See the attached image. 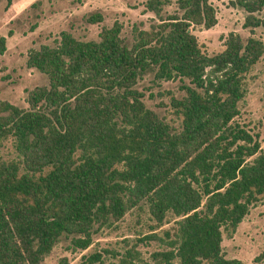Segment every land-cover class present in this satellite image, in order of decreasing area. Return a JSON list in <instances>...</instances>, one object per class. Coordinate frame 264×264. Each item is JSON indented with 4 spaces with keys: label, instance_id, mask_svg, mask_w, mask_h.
Returning a JSON list of instances; mask_svg holds the SVG:
<instances>
[{
    "label": "trees",
    "instance_id": "1",
    "mask_svg": "<svg viewBox=\"0 0 264 264\" xmlns=\"http://www.w3.org/2000/svg\"><path fill=\"white\" fill-rule=\"evenodd\" d=\"M233 3L245 11L243 27L264 29V0ZM142 4L151 16L131 23L129 37L113 20L96 39L60 31L54 44L30 48L26 64L45 84L27 91L25 107L0 101V140L14 151L0 159V264H38L64 234L85 248L91 232L140 200L158 225L168 212L177 217L168 248L151 254L159 263L247 264L225 256L220 242L264 196V150L233 121L264 42L229 31L223 48L207 54L190 29L215 23L208 0ZM149 72L187 80L169 98L176 128L135 87ZM97 259L90 254L86 264Z\"/></svg>",
    "mask_w": 264,
    "mask_h": 264
},
{
    "label": "rangeland",
    "instance_id": "2",
    "mask_svg": "<svg viewBox=\"0 0 264 264\" xmlns=\"http://www.w3.org/2000/svg\"><path fill=\"white\" fill-rule=\"evenodd\" d=\"M11 10L6 15L5 0H0V35L5 48L0 53V101L25 107L27 91L45 84V76L26 64L27 52L40 44H54L60 31L70 32L79 39L97 38L101 26L113 20L121 24L120 34L129 37L131 23L146 22L151 13L143 7V0H10ZM214 10L215 23L210 27L191 26L202 51L212 54L223 48L227 32L249 34L264 42V29L243 27L245 11L233 0H208ZM166 10L171 5L165 7ZM99 11L102 19L88 22L85 15ZM264 16V7L258 12ZM176 78L154 80L143 73L135 87L142 93L144 103L157 115L176 128L179 118L170 106L169 98L183 93L182 83ZM244 96L238 102V113L233 121L254 134L264 150V50L250 66L243 78ZM14 157L9 139L0 140V159ZM175 217L166 213L161 224H156L140 200L125 210L115 221L102 225L90 234L85 248L73 246L72 234L61 235L38 264H86L87 256L98 254L91 264H161L152 252L167 249V235L175 227ZM153 234V236H148ZM221 247L227 257H236L247 264H264V196L250 205L246 214L230 234L222 230ZM132 253L134 257H130ZM257 258L254 259V257ZM174 262V261H172ZM173 264V263H172ZM204 264V263H202Z\"/></svg>",
    "mask_w": 264,
    "mask_h": 264
}]
</instances>
